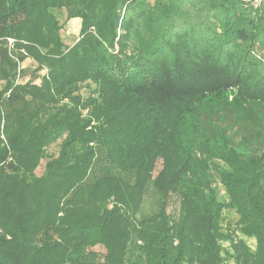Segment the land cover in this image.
Segmentation results:
<instances>
[{
    "label": "trees",
    "instance_id": "1",
    "mask_svg": "<svg viewBox=\"0 0 264 264\" xmlns=\"http://www.w3.org/2000/svg\"><path fill=\"white\" fill-rule=\"evenodd\" d=\"M208 1L0 0V264H264V8Z\"/></svg>",
    "mask_w": 264,
    "mask_h": 264
},
{
    "label": "rangeland",
    "instance_id": "2",
    "mask_svg": "<svg viewBox=\"0 0 264 264\" xmlns=\"http://www.w3.org/2000/svg\"><path fill=\"white\" fill-rule=\"evenodd\" d=\"M189 4H190L189 6H187L186 8L182 10L186 12V14H188L189 16H194L198 10L199 11L202 9L205 10V8L209 4V1L208 0H190ZM191 4H194V5H191ZM63 15L64 16L61 18V24L64 26L62 30V39H63V42L67 46H71L77 41L79 37L80 29H81V19L79 18L68 19L66 16L67 15L66 9L63 10ZM260 20L261 19H259V21L256 22L255 28H253L254 34L258 35L257 38L251 41V43H248L247 44L248 47H245L244 45H242L241 41L238 44L241 45L242 48H246L247 52L250 51L251 53L250 56L256 59L258 63H263L264 65V22ZM155 29H160V26L156 25ZM23 67L25 69V75L27 76H25V78L21 77L20 83L28 79H30L31 82H35L37 84L41 83L40 81H37V77H39V75H43L46 72V70L44 69L39 70V72L35 76H32L31 74L37 68V64L30 59L26 60V62L23 63ZM262 71L264 72V69ZM3 86L4 84L0 82V91L3 88ZM83 94L86 95V90L83 92ZM246 95L248 96V94ZM224 96L228 99L229 102H234L237 97L241 98V93L238 91L237 88H229L228 90L224 91ZM260 104H262L260 108H263V110L261 111H264V102H261ZM58 150H59L58 145H53L48 149V152L49 154L57 155ZM45 162L46 160L42 161L41 166L38 168L36 172L38 176H41L44 173ZM93 250L99 253L100 255L105 254V249L102 247H97Z\"/></svg>",
    "mask_w": 264,
    "mask_h": 264
},
{
    "label": "built area",
    "instance_id": "3",
    "mask_svg": "<svg viewBox=\"0 0 264 264\" xmlns=\"http://www.w3.org/2000/svg\"><path fill=\"white\" fill-rule=\"evenodd\" d=\"M254 10H259L264 8V0H248Z\"/></svg>",
    "mask_w": 264,
    "mask_h": 264
}]
</instances>
